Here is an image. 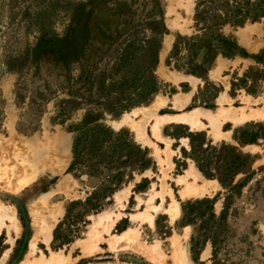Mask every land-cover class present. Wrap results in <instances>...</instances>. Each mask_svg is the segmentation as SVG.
<instances>
[{
    "label": "rangeland",
    "instance_id": "1",
    "mask_svg": "<svg viewBox=\"0 0 264 264\" xmlns=\"http://www.w3.org/2000/svg\"><path fill=\"white\" fill-rule=\"evenodd\" d=\"M196 1L0 0V203L14 208L20 225L15 232L8 220L1 225L0 216V264H33L56 257L70 264H264V61L221 54L210 60L213 52L198 47L202 32L195 27ZM223 30L248 53L264 50V17ZM241 31L242 39L248 34L249 45L241 41ZM154 54L158 62L151 70L162 87L145 103L133 105L143 97L145 69ZM191 60L199 65L196 73L209 79L194 75L203 81H194L196 96L186 110L200 107L225 113L220 131H232L227 139L216 140L207 118V124L195 129L208 128L199 131L185 124L166 126L171 144H182L179 140L187 137L190 148L164 170L161 154L169 161L170 139L154 135L151 119L146 134L163 139L166 150L139 142L131 125L115 130L112 121L124 115L141 121L147 109L136 108L151 105L161 94L188 90L192 81L180 79L188 74ZM222 91L228 95L224 103H229L218 106L216 96ZM246 95L252 97L244 101ZM127 105L132 106L124 110ZM233 115L249 117L238 124ZM97 123L108 129L106 133L101 138L90 135L76 145L78 129ZM208 143L231 144L249 154L253 173L239 174L235 182L243 181L244 186L230 191L199 168L203 175L190 170L192 184L217 181L200 198L178 200L211 198L220 216L226 197H231L227 232L217 252L211 241L203 242L195 261L191 237L200 233L197 208L196 224H188L182 213L177 219L181 210L174 217V197L167 208L166 202L158 207L151 202L157 188H162L164 200L167 182L171 184L174 173L184 172L189 159L197 166L192 146L199 153ZM212 170L218 172L217 166ZM148 180L153 181L149 188ZM52 191L47 204H39L43 193ZM57 205L64 213L47 243L41 235L43 222L52 218ZM123 207L125 212H139L131 218L136 222L131 227L134 242L125 246L116 235L133 223L110 229L117 220L113 211ZM32 209L41 218L36 219ZM107 214H112L110 220ZM181 244L187 250L185 261L177 258Z\"/></svg>",
    "mask_w": 264,
    "mask_h": 264
},
{
    "label": "trees",
    "instance_id": "2",
    "mask_svg": "<svg viewBox=\"0 0 264 264\" xmlns=\"http://www.w3.org/2000/svg\"><path fill=\"white\" fill-rule=\"evenodd\" d=\"M196 2L195 27L202 32L201 44L198 47L199 49L207 48L213 52L210 60H214L221 54L227 58L242 56L244 58H253L257 61H264V50L258 54L248 53L239 45L236 38L232 35H226L223 30L226 25L234 27L243 26L247 22H256L264 17V0H197ZM161 24H163V20H161ZM166 31V27L163 26L160 32L164 33ZM157 62V57L154 54L152 62L145 69L148 78L144 79L143 97L136 103L131 104L138 105L145 103L154 93H157L161 89V83L155 77L153 70H151L152 65ZM187 65L188 69L186 73L207 79L206 74L199 75L196 73L195 68L199 67V65H194L193 60ZM177 68L181 69L179 66ZM130 106L132 105H127L124 110ZM106 130L108 129L100 123L92 126V128L81 127L78 129L80 133L77 137L76 145H80L90 135L93 138H101L106 133ZM96 142L99 143L100 140H96ZM183 150L184 152L186 151L185 148ZM191 157L196 161L198 168L207 178H217L230 191L240 190L244 186L243 181L235 182L239 174L244 173L247 177H250L253 173L251 156L242 153L231 144L223 143L218 147L212 143H208L205 148L202 147L199 150V153L192 146ZM142 160L145 163L148 158L144 157ZM213 165L217 166L218 172L212 170ZM230 198L226 197L220 216H217L214 208L215 202L211 198L195 201L196 205L191 201H187L186 203L181 201L182 215L188 224H196L197 217L194 215L196 208L197 214H199L198 218H200V233L191 237V252L195 261L199 260L203 242L211 241L213 252H217L218 246L223 241L222 235L227 232V208L229 207Z\"/></svg>",
    "mask_w": 264,
    "mask_h": 264
},
{
    "label": "crops",
    "instance_id": "3",
    "mask_svg": "<svg viewBox=\"0 0 264 264\" xmlns=\"http://www.w3.org/2000/svg\"><path fill=\"white\" fill-rule=\"evenodd\" d=\"M242 30H246V29H244V28H242ZM242 32L243 31H241L240 32V39H241V41L243 42V43H245V44H248L249 42H248V34H247V37L245 38V39H242L241 38V34H242ZM249 45V44H248ZM251 48H255V47H253V46H250ZM184 77L183 78H181L180 80H188V82H191L192 81V83H188L189 84V87H188V90H186V91H182V92H177V93H175V94H172V96H166V95H163V94H161L162 96H157L156 98H155V100L152 102V104L151 105H153V104H155V103H161V101H163V104L161 105V106H159L158 108H157V113H158V115L159 116H161V117H165V118H168L169 119V121H167L164 125H163V127H162V129H161V136L160 137H158V138H162L163 137V139H167V138H169L168 136H166L165 135V133H164V128L166 127V126H171V125H173V126H178V125H180V124H185V125H187V126H189L190 127V130H203L204 128H208V126L206 125V127H204L203 129H195V128H193L192 126V124L191 123H189L188 121H186V120H183L182 118H184L185 116H187V114H190V112H194V111H196V110H202L203 112L204 111H207V110H210V111H213V110H211L212 108H210V109H207V108H200V107H195V108H193V109H190V110H186V108L188 107V105H190V104H192L193 103V101H194V98H195V96H196V93H195V88H196V84L194 85V81L196 82L197 80H200V79H202V78H199V77H196V76H194V75H191V74H182ZM215 75V74H214ZM209 78H207V79H205L206 81L208 80ZM179 80V81H180ZM189 80H191V81H189ZM178 81V82H179ZM202 81H203V79H202ZM175 83V82H174ZM223 92H225V91H222L221 92V94L219 95V96H217V98H216V100H215V104H218V106L221 104V103H223V105L225 104V105H227V103H229V102H226V103H224L225 102V100H226V96L228 97V95L226 94V92L225 93H223ZM248 96L249 97H252L251 95H246L243 99H244V101H245V99H247L248 98ZM160 97V100H158V98ZM235 97V96H234ZM230 99V98H229ZM151 105H149V106H151ZM242 107H244V106H234V108H236V109H239V108H242ZM166 108H168V109H170L169 111H166V112H162V109H166ZM218 108V107H217ZM227 108V107H226ZM139 109H141V108H139ZM204 109V110H203ZM249 110H247V112H248ZM236 115H233L232 116V118L233 117H235ZM236 117H239V116H236ZM152 118H155V120L154 119H152ZM151 119V120H150ZM234 119V118H233ZM150 120V121H149ZM202 122H203V124L205 123V124H207L208 123V120L205 118V117H202ZM142 122L144 121L145 122V124L148 122V123H151V130H152V126L153 125H155V123H156V117L155 116H152V117H150L149 119H147L146 118V115L144 114V118L141 120ZM248 121H250V120H248ZM226 122H231L232 123V121H226ZM247 122V121H246ZM147 123V124H148ZM243 124V123H242ZM129 125V124H128ZM204 126V125H203ZM147 127V126H146ZM147 129H148V127H147ZM230 131H232V130H226V132L225 133H228V132H230ZM154 132V131H153ZM145 133H146V130H145ZM147 133H148V131H147ZM149 134V133H148ZM147 135V134H146ZM155 135V134H154ZM154 135H151V136H149L150 137V142H152V143H155L157 146H159L160 148H161V150H163V149H167V143L163 140V139H157ZM148 137V136H147ZM148 137V138H149ZM167 137V138H166ZM158 140V141H160V142H162V143H164L166 146H160L159 144H157V142H156V140ZM170 139V150L173 152L172 154H170V157L168 158V160L169 161H167V157H166V155H165V153L164 154H161V158L163 159V160H166V161H164V170L166 169V166H173V165H175V162H174V159H175V156L178 158L179 156H180V154H182V156H183V154H184V150H183V148H185V149H188V148H190V145H189V142H188V138L187 137H182L179 141H182V144L180 143L179 145H177V146H174V144H171L172 143V139L171 138H169ZM187 142V143H185V142ZM139 142H141V141H139ZM150 142H148V143H150ZM141 143H143V142H141ZM143 144H145V143H143ZM144 146V145H143ZM145 146H152V145H150V144H147V145H145ZM175 147V148H174ZM162 152H164V151H162ZM158 158V157H157ZM185 158V157H184ZM159 160V159H158ZM189 162H187V164H186V166H185V168H183V170L182 171H184V172H178V173H174L173 174V179H172V182H171V184H169L168 182H167V184L170 186V188H167V189H165V194H164V200H163V198H162V196H161V194H159L161 191H162V188L161 189H159V188H157V189H155V191L157 192V195H155V198H154V200H153V202H151L152 204H154L156 207H158V206H160L161 204H165V202H166V204L168 203V205L166 206V204L164 205V208H167L170 204L169 203H171L172 201H173V197L177 200V202H178V205H179V203H180V205H179V208H180V214H179V216L177 217V219L180 217V215H181V213H182V207H181V201L180 200H178V197H180L182 200H187V199H192V198H200L201 196H197V197H192V196H195V195H186L185 194V192H186V190L187 189H189L191 186H194V185H196V184H192L193 183V174H192V172L190 171V170H192L194 173H196V171H194V169L195 170H197L199 173H201L202 174V172L198 169V167L196 166V164L194 163V161L193 160H191V159H189L188 160ZM194 168V169H193ZM168 173V172H167ZM188 173V174H187ZM169 174V173H168ZM203 175V174H202ZM145 178H147V177H145ZM207 180V179H206ZM181 181V182H180ZM153 181L152 180H148V188H149V185H151V183H152ZM183 182H190V184H188V186L186 187V184L185 183H183ZM212 182H214L213 180H212ZM207 183V182H206ZM205 185V184H204ZM197 186H202L201 184H199V185H197ZM153 189V188H152ZM171 192H172V194H171ZM129 196V195H128ZM149 198V197H148ZM148 198L146 199V202H147V200H148ZM128 200V199H127ZM127 200H125L124 201V203H125V205H124V207L126 206V201ZM176 202V201H175ZM142 203H140L139 205H141ZM124 207H123V209L121 208L120 210H118V211H113L114 212V216L115 217H117V220H115V219H113L114 221H112V226L110 227V229L114 226V227H116L117 225H119L120 223H122V222H124V223H128L129 221H131L132 223H133V225H130V226H128L127 228H125L124 230H122V231H125V230H128V229H133V228H131V227H136V222H134V221H132L131 220V218H132V216H134V215H136L137 213H139V212H125L124 211ZM145 209V207L144 208H140V210H144ZM166 213V212H165ZM167 214V213H166ZM169 217H170V215L169 214H167ZM176 219V220H177ZM114 227H113V229H112V232H114L113 230H114ZM185 228V227H184ZM104 237H107V236H104ZM99 246H100V248L101 249H103V247L101 246V244H99ZM107 248H109V246L107 247ZM110 249V248H109ZM207 249H209V248H206V250ZM205 251V250H204ZM203 251V252H204ZM209 251H210V249H209ZM99 252V251H98ZM202 252V253H203ZM81 261H82V259H81ZM93 263H96V262H92V261H90V262H88V263H86V264H93ZM99 264V263H98Z\"/></svg>",
    "mask_w": 264,
    "mask_h": 264
},
{
    "label": "bare ground",
    "instance_id": "4",
    "mask_svg": "<svg viewBox=\"0 0 264 264\" xmlns=\"http://www.w3.org/2000/svg\"><path fill=\"white\" fill-rule=\"evenodd\" d=\"M158 100H160V97L158 98ZM163 104V101H161V103H155L153 105H151V107L149 106H144L142 107L141 109H147L145 110V115H146V118L149 119L150 117L152 116H155L156 117V123L155 125H153V131H154V134L157 136V137H160L161 136V129L163 127V125L169 121L168 118H165V117H161L158 115L157 113V108L159 106H161ZM136 109H139V108H136ZM224 110V109H222ZM221 116L226 118L228 117V115H226L225 113L219 115V114H216V112L214 111H210V110H207V111H200V110H196L194 112H190V114H187V116H185L184 118H182L183 120H186L188 121L189 123H191L193 125L194 128H200V127H203V122H202V117H205L207 118L209 121H210V125H211V128H212V134L214 135V137L216 138V140H221L223 138H228L230 136V133H225V132H221L220 131V127H221V124H222V120H221ZM249 116H242V117H233L234 120L239 124V123H244L247 118ZM123 124H129L131 125L135 130H136V133H137V140L138 141H141L143 143H146V142H150V139L147 137L146 133H145V130H146V124L145 122L143 121H135L133 120L130 116L128 115H124L120 120H113L112 121V125H113V128L115 130H118ZM213 181H217V180H213ZM207 184L208 185H202V186H197V185H194V186H191L189 189L186 190L185 194L187 195H195V196H203L204 194H206L207 192L210 191V186L212 183V180H209L207 179L206 180ZM55 191H52V192H46V193H43V197L39 198V204H47V200L49 199V197L52 195V193H54ZM37 203V201L35 202ZM177 207L173 210L174 211V217L176 216V212H179L180 211V208H179V205H178V202L176 201L175 202ZM175 205V206H176ZM37 206V205H35ZM58 206V205H57ZM55 208V212H51V213H54L52 218L50 219V216H49V219L48 221H44V226L42 228V234L43 237H44V241L49 243L51 238H52V233H53V230L55 228V225H56V222L58 220V217L60 215H62L64 213V208L63 207H57ZM39 208V206H37ZM44 207V206H43ZM52 209V208H51ZM32 212L35 214L36 216V219L38 218H41L40 215H38L37 213V210L36 209H32ZM50 213V214H51ZM112 214H107L105 217L107 219H111V216ZM0 216H1V222L3 224L6 225L5 223V220H8L10 222V227L12 226V229L15 230V232H19L20 231V225H19V221H18V218L15 214V210L13 207H8V206H5L4 204L0 203ZM47 218V217H46ZM40 220V219H39ZM41 221V220H40ZM98 221V220H97ZM36 222V220H35ZM41 224V223H40ZM134 229H128V230H125L123 231L122 233L116 235L120 238L121 240V244L123 246L125 245H128L129 242H134L132 240L135 239V237L133 236L132 234V231ZM38 231H39V228H38ZM37 235V234H36ZM132 244V243H131ZM32 245L34 246L35 245V241L32 242ZM116 245L114 244V247ZM186 253H187V250H186V246L185 244H181L179 246V250L177 251V258L179 259V261H185L186 259L183 258L186 256ZM53 255V254H52ZM53 257H56V256H53ZM61 259L59 257H56V258H53L49 261H45V260H42L40 262H35L33 264H48L49 262H51V264H70V261L69 260H64V261H60ZM48 262V263H47ZM23 264H29L27 262H23Z\"/></svg>",
    "mask_w": 264,
    "mask_h": 264
}]
</instances>
